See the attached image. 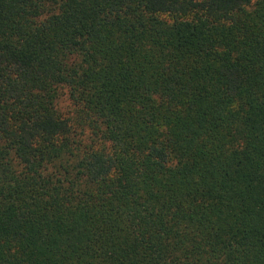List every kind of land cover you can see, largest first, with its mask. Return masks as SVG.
Segmentation results:
<instances>
[{"label": "trees", "instance_id": "obj_1", "mask_svg": "<svg viewBox=\"0 0 264 264\" xmlns=\"http://www.w3.org/2000/svg\"><path fill=\"white\" fill-rule=\"evenodd\" d=\"M0 264H264V0H0Z\"/></svg>", "mask_w": 264, "mask_h": 264}, {"label": "rangeland", "instance_id": "obj_2", "mask_svg": "<svg viewBox=\"0 0 264 264\" xmlns=\"http://www.w3.org/2000/svg\"><path fill=\"white\" fill-rule=\"evenodd\" d=\"M68 105H69V103H68V101H66V97H62L60 99V102H59V107L63 110H66V109L68 110Z\"/></svg>", "mask_w": 264, "mask_h": 264}]
</instances>
